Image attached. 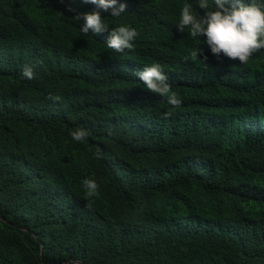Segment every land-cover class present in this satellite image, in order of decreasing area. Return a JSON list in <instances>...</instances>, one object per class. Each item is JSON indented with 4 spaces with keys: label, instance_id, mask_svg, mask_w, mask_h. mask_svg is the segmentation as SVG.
I'll return each instance as SVG.
<instances>
[{
    "label": "trees",
    "instance_id": "16d2710c",
    "mask_svg": "<svg viewBox=\"0 0 264 264\" xmlns=\"http://www.w3.org/2000/svg\"><path fill=\"white\" fill-rule=\"evenodd\" d=\"M122 2L123 54L81 0H0V264H264V50L213 55L187 0ZM153 63L179 109L138 82Z\"/></svg>",
    "mask_w": 264,
    "mask_h": 264
},
{
    "label": "clouds",
    "instance_id": "9594fccd",
    "mask_svg": "<svg viewBox=\"0 0 264 264\" xmlns=\"http://www.w3.org/2000/svg\"><path fill=\"white\" fill-rule=\"evenodd\" d=\"M81 3L92 6L90 11L71 17L81 35L108 33L104 41L106 48L121 54L134 49L139 35L135 28L125 25L112 27L106 22V17L115 20L125 14L126 2L81 0ZM176 27L193 40L198 39L199 45H207L213 55H223L244 64L254 53L264 50V0H187L180 9ZM199 51L197 48L192 53L193 57L199 56ZM35 75L30 66L24 67L21 73V77L27 80H32ZM135 76L145 90L165 98L173 110L180 108L182 98L172 91L169 77L161 64L145 66ZM171 114L165 113V117ZM89 134L84 128L69 133L74 142H84ZM82 186L89 197L95 195L99 187L95 179L87 178L82 181Z\"/></svg>",
    "mask_w": 264,
    "mask_h": 264
}]
</instances>
